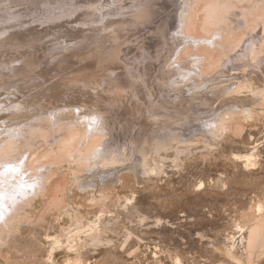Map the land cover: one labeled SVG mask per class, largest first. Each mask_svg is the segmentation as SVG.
<instances>
[{
    "label": "rangeland",
    "instance_id": "obj_1",
    "mask_svg": "<svg viewBox=\"0 0 264 264\" xmlns=\"http://www.w3.org/2000/svg\"><path fill=\"white\" fill-rule=\"evenodd\" d=\"M38 1H0V18L4 13L7 22L2 38L24 43L20 37L29 35L28 41L36 30L52 36L35 43L32 54L24 48L16 53V59L30 62L19 73H29L32 86L12 96L67 111L66 104L83 105V114L96 109L115 125L114 136L108 133L103 142L119 141L125 164L114 180L93 191L82 189L83 174L89 172L76 155L60 152L57 140L26 148L18 161L25 179L36 172L27 165H47L45 172L52 176L29 202H21L24 196L18 192L2 209L0 229L4 220L15 217L1 229L0 264H264V0L230 2L219 32L223 61L211 70L206 60L201 75L195 67L196 81L189 80L194 63L185 54L193 49L191 41L178 29L185 0ZM195 3L193 9H202L205 0ZM15 13L19 17L11 18ZM203 13L192 18L195 24L203 22ZM79 35L85 42L79 39L77 45ZM68 44L75 46L52 54ZM3 55L0 66L6 63ZM207 79L209 86L218 83L211 90L230 85L239 91L221 100L205 92ZM189 83L196 85L188 88ZM91 96L105 97L113 109L92 105ZM229 103L254 108L253 119L240 115L211 133L213 126L205 127L203 120L229 112L224 106ZM159 124L186 134L187 141L168 140L155 150L145 137ZM140 139L148 152L142 172L132 166L140 156ZM55 149L50 157H40ZM5 156L0 165L14 158ZM17 205H22L18 214Z\"/></svg>",
    "mask_w": 264,
    "mask_h": 264
},
{
    "label": "bare ground",
    "instance_id": "obj_2",
    "mask_svg": "<svg viewBox=\"0 0 264 264\" xmlns=\"http://www.w3.org/2000/svg\"><path fill=\"white\" fill-rule=\"evenodd\" d=\"M41 1L42 0H40L38 2L40 3ZM47 1H50V0H43V2H47ZM196 1H200L202 4L204 3V0H196ZM231 1H233V0H209V1L205 0L204 5H202V9H201V6H200V9H197L196 7H194V9H193V5L195 3V0H185L184 9L181 10V14L179 16L180 25H178L179 26L178 29H180L181 33L183 32V35L185 37H188L191 41L190 43H191V46L193 47V49L190 47L187 48V51L185 54H188L187 57L189 56L192 60V64L194 63L193 69L195 70V67H196V70H197V68H198V70H200V73H199L200 75H201V73H204V72H202V70L204 71V68H205L204 64L207 63L206 60L208 61L207 67L209 69L218 66V64L219 63L221 64L223 61V59L220 60V57H221L222 53L224 52V49L220 50L219 48H221V46L224 47L225 45L222 44L223 42L221 43V39H223V35L221 33L219 34V32H220L221 28L224 27L223 23L226 21V17H225L226 10L229 7V4ZM239 1L245 2L247 0H239ZM4 2L6 3V0H4ZM247 2H249V1H247ZM249 3H251V0ZM91 4H94V3H91ZM3 6H4V4H3ZM197 6H198V4H197ZM6 8L7 7H5V9ZM18 10L19 9H17V11ZM200 11L204 12L203 13L204 14V17H203L204 20L202 19L203 22L201 24H195L196 22L192 18H194V16H197ZM93 12H96V10H93L91 12L84 13V14L82 13V16H88ZM3 14L4 13L1 14V18H0L1 23L4 22L2 25L0 24L1 25V27H0L1 32H3V28L5 27V25L7 23L5 20H2L6 16L5 14H4L5 16ZM2 16H3V18H2ZM18 17H19L18 13H15L14 15L11 16V18H18ZM191 19L193 21H191ZM190 22L194 23V25L191 24L189 26ZM13 24H12V26H13ZM48 27H50V26H45L46 29ZM213 27H217L218 29L213 30ZM198 30H203L206 33H210L211 36H200L199 32H197ZM87 31L90 32L91 30L88 29ZM195 32L199 36L196 35ZM83 33H84V31H83ZM11 34H12V32L9 35L10 36L14 35V34H12V35ZM180 34L178 36L179 38H180ZM1 35H2V33H1ZM3 35H4V33H3ZM2 36H0V53L4 54L3 56H5L6 63L4 65L0 66V95H5V94L6 95L4 97L5 99H3V100L0 99L1 100L0 101V159L2 160L5 155L12 156L14 158H12L13 160L5 161L7 158L5 156L6 157L4 160L5 162L0 165V215L2 213V209L4 210L5 206L8 205V200H10L12 197L16 196V193L20 192L22 194V196H24V198H23L24 200L21 199L20 197H17V198L15 197L17 200L21 199V202L23 201V202L27 203L31 200V199L29 200L30 195L31 194H38V192L43 189V186L41 187V185L45 184V181L47 179L51 178L52 175L51 174L47 175L45 172L46 170H48L47 168L49 167L47 165H39V166H34V167L32 166V168L27 165V167H28L27 169L29 171H32L33 168L36 169V172L33 173V171H32V175L28 176L27 179H25V174H27L26 171H24V172L19 171V166H18L19 162L18 161L20 160V157L24 154L23 151L26 150V148L29 149V147H32L33 145H36V144L38 145V142H40V141H45L46 143H51L52 140H54V141L57 140V143H58L57 147L59 148L60 152H62L63 154L64 153H66V154L71 153V154L76 155V157H77L76 162L80 163L81 167L83 166V168H84L83 170L86 173L89 172L87 174H85V173L83 174V176H85V180H84V182L82 180V182H83L82 183V189L84 187L86 189L88 188V189H92L94 191L95 189H98L99 185H101V184L103 185L104 183H108L109 181L111 182V180H114L116 175L119 173V171L124 168L125 163H122L121 160L123 159L122 157H124L123 155L125 154L124 152H126V151L121 150V149H123V150H125V149L121 148V146L118 143L119 141H117L115 139L113 141L107 140V142H105V143L103 142L104 137H106V135L108 133L111 134L112 136H114V133H115V128H114L115 125L111 123L109 118L102 116V114L98 113V111H96V109H93V112L83 114V113H81V110H80L81 108H83L82 107L83 105L79 106L78 104L77 105L66 104L65 107H69V111H67L65 109L64 110L59 109L60 106L57 107V106L51 105V107L48 106L47 108L42 107L41 105H43V103L45 101H42L41 104L40 103L37 104V101L35 99L31 98L29 100L24 99L21 102V101H19V99H16V98H14V96H12L13 95L12 93L24 94L26 91H28L30 86H32L31 82L30 83H28L29 81L27 82V80L30 79L29 77H31L29 75V73H26L25 71H24L25 73H19V71L25 70L26 69L25 67L28 66L30 64V62H28V61L26 62V60L23 58L16 59L15 58L16 53L19 51L20 48H22V49L24 48L27 50V53L32 54V51L34 49H36L35 48L36 46H34L35 43L43 42L47 38L49 40L50 37H52V36L46 34L45 32H41V31L36 30V31L31 32V37L29 38L28 41L26 39L29 37V35H27L25 37H20V39H23L25 41L24 43L17 42V40H15V38H12L10 40L4 39V38H2ZM89 37L86 39V41H88V43L90 40H92ZM220 37H222V38H220ZM182 38H183V36H182ZM79 39L85 42V40H84L85 38L82 37V35H79V37L74 38V41H76V44H77V41ZM51 41L53 42V40H51ZM46 42H49V41H46ZM80 43L81 42H79V44ZM186 45H188V44H186ZM82 46H84V45H82ZM73 47H69V44L67 46L65 45L62 47H58V48H55L57 50L54 49L52 54L57 53V51H60V52L63 50L66 51V49H68L67 51H69V49L70 48L72 49ZM84 50H82V51H84ZM219 50H220V53H218ZM9 51H11V52H9ZM212 52H215V54ZM6 53H9V54H7L8 56L6 55ZM216 53L219 55L216 56ZM213 54H214V56H213ZM60 58L57 60L62 59V58L61 59ZM63 58H65V57H63ZM53 59H55V58H53ZM254 60H255V57H254ZM187 63H189V62H187ZM257 64H259V63L257 62ZM190 65H191V63H190ZM260 68L261 67H259L258 69H260ZM190 70H191V68L188 70L189 73H190ZM194 70L192 71L193 74L190 76L189 80L196 81L197 78L200 76L199 75L196 77L195 75H196L197 71L195 70V72H194ZM211 70H214V69H211ZM12 72H18L19 76L14 75L16 77H12V78L10 77L9 78V76H10L9 73H12ZM5 76H8V77L6 79L4 78L5 80H3V77H5ZM257 77H258V75H257ZM260 78H261V76H260ZM208 80L209 79H207V81H206L207 84L206 83L204 84L206 89H207L205 92L211 93L212 95H215L217 97H221V100H223L226 97H231L232 95H235L239 91V89H238L239 87H237L235 91H232L230 89V87H231L230 85H228L227 87H224V88H222L223 87L222 86L220 89L211 90L210 88L213 87L215 84L213 86H209V85H211V81H208ZM215 83H217V82H215ZM189 84H185V85L188 86V88H194V86L196 85V83L190 84V85ZM200 86L201 85L199 84L197 86V88H199ZM202 86H203V84H202ZM57 88L58 87H56V89ZM61 93H64V92H61ZM28 94H29V92H28ZM55 94L57 95L58 92ZM23 97H24V95H23ZM87 97L89 98V96H87ZM90 98L91 99H89V101H91L92 105L96 106L98 104L104 109V111H106L109 107L111 109H113L112 108L113 107L112 102H110L109 100H107L103 96H100V97L91 96ZM58 99L62 101L63 97L61 99L60 98H58ZM58 99H57V101H58ZM6 100L8 102H6ZM43 100H45V99H43ZM52 101H53V99H52ZM185 101H186V104L189 105L191 102V98L187 97L185 99ZM228 105H229V109H230L229 112L227 110L221 111V112L216 113L212 118L203 120L206 122L205 127L207 126V128H209V126H210V128H211V126H213V129L211 128V133H214V132L218 133L220 131L219 126H225L226 124L229 123L230 120L232 121V119H235V117H239L240 115H244L246 117H251L253 119V115L255 114L254 108L240 109V106H238L236 103L235 104L234 103L233 104L232 103L231 104L230 103L224 104V106H227V107H228ZM62 108H64V107L62 106ZM221 109H223V107ZM45 112H46V114H45ZM47 112H48V114H47ZM216 115H218V116H216ZM157 121H158V119H157ZM1 122H3V123H1ZM193 132H196V131H191V133H193ZM209 133L210 132L207 129L206 134H209ZM147 134L148 135L145 138H146V140H147V138H151V141H153V143H154L153 145L155 147L154 148L155 150L161 149L167 143L168 140L173 141V140L177 139L180 141H183V140L187 141V139L184 138V137H186V134H182V133L178 132L177 130L173 131L171 129H167L166 127H161L160 124L158 126H155L153 128V130ZM144 139L143 140L140 139V141L138 142V144L136 146L137 147L136 151H138V153H140V156L138 157V155H137V158H135L136 160H134L135 162L132 164V166L137 164L138 168L141 169V172L144 170V168L142 166V164L144 162V157L148 154V152L145 150L146 147L144 146V143H145ZM84 141H87L84 148L82 150L78 149L77 146H79V147L82 146ZM78 142H79V144H78ZM49 145H51V144H49ZM124 145H125V143H124ZM55 151H56V149L52 150L50 153L44 154L43 156L40 155V157H42V158L43 157L44 158L50 157L51 154H53ZM4 153H8V154H4ZM23 156H22V158H23ZM29 158H30V156H29ZM57 158L59 159V158H61V156H58ZM247 158H248V160H250L252 158V156H247ZM134 170H136V169H134ZM76 178H78V177H76ZM42 180H44V183L41 182ZM77 183L79 184V181H77ZM3 185H5V186L3 187ZM23 187H34L36 189L34 192L30 193V192H26L25 190H23ZM25 197L28 198L27 201L25 200ZM62 201H63V199L60 200V202H62ZM62 204H63V202H62ZM1 206H3V207L1 208ZM21 207H22V205H17L14 213L18 214L17 212ZM3 214H5V213H3ZM14 217H15V214L13 216L11 215V217H9L6 221L4 220L2 225H1V229H3L2 228L3 226L6 228L9 227L11 225L12 221L14 220ZM0 220H1V218H0ZM1 229H0V240L3 239V238H1V235L3 233V230H1Z\"/></svg>",
    "mask_w": 264,
    "mask_h": 264
}]
</instances>
